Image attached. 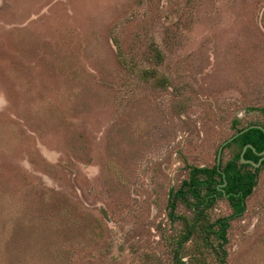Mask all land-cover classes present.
Returning <instances> with one entry per match:
<instances>
[{
    "label": "rangeland",
    "instance_id": "obj_1",
    "mask_svg": "<svg viewBox=\"0 0 264 264\" xmlns=\"http://www.w3.org/2000/svg\"><path fill=\"white\" fill-rule=\"evenodd\" d=\"M262 107L264 0H0V264H222L170 192ZM228 237L264 264V167Z\"/></svg>",
    "mask_w": 264,
    "mask_h": 264
},
{
    "label": "trees",
    "instance_id": "obj_2",
    "mask_svg": "<svg viewBox=\"0 0 264 264\" xmlns=\"http://www.w3.org/2000/svg\"><path fill=\"white\" fill-rule=\"evenodd\" d=\"M256 110L264 113V107ZM238 123L239 120L235 119L234 125ZM252 123L256 122H251L248 125ZM248 143L253 144L254 148H247L244 155L245 159L254 158L255 161H258L259 152L264 150V131L259 128H251L227 143L224 147L234 146V153L231 159L224 162L221 158V162L218 164L216 161L213 167L192 166L190 168L189 179L184 181L180 189L170 192V216L173 220H183L186 225L185 231L178 242L180 246L177 247L175 254H179L182 249L181 245L191 239L194 229L198 224L197 222L202 218L205 210L218 198L224 197L231 204L232 213L218 217L210 227L205 228V231L208 233V236L209 233H213L218 240V253L222 264H225L228 251L225 246L229 242L228 230L231 222L244 214L246 199L252 194L260 170L264 167V161L260 167H255L250 163L242 161L241 152ZM225 182L224 189H221L222 184ZM189 195L193 196V200H195L192 206L194 207V211L197 212L193 221L188 220L187 216L175 213L177 201L179 199L188 200Z\"/></svg>",
    "mask_w": 264,
    "mask_h": 264
},
{
    "label": "water",
    "instance_id": "obj_3",
    "mask_svg": "<svg viewBox=\"0 0 264 264\" xmlns=\"http://www.w3.org/2000/svg\"><path fill=\"white\" fill-rule=\"evenodd\" d=\"M251 128H259L262 129L264 131V127L262 125H250L247 127H244L243 129H241L239 132L235 133L233 136H231V138L227 139L219 148L218 151V155H217V163L219 164L221 162V158H222V151L224 149V147L227 145V143L231 142L233 139L237 138V136H239L240 134L246 132L247 130L251 129ZM247 148H254V146L252 144H247L244 146L242 152H241V159L244 163H250L256 167H259L260 164L262 163V161L264 160V150L260 153V155L262 156L259 160V162H255L253 160H249V159H245L244 155L245 152L247 150ZM226 182L224 184H222V186H225Z\"/></svg>",
    "mask_w": 264,
    "mask_h": 264
},
{
    "label": "flooded vegetation",
    "instance_id": "obj_4",
    "mask_svg": "<svg viewBox=\"0 0 264 264\" xmlns=\"http://www.w3.org/2000/svg\"><path fill=\"white\" fill-rule=\"evenodd\" d=\"M255 111H260V110H256L255 109ZM261 112V111H260ZM262 113V112H261ZM263 115H264V113H262ZM254 124H256V125H262L263 127H264V125H263V123L262 122H259V121H257L256 123H252V124H250V125H254ZM250 125H248V126H250ZM247 127V126H246ZM248 144H251V143H248ZM247 145V144H246ZM253 145V144H252ZM254 146V145H253ZM263 151V150H262ZM261 151V152H262ZM261 152H259V155H260V153ZM262 156L260 155L259 156V158H258V161H255V159L254 158H250L249 160H253V161H255V162H259V160H260V158H261ZM264 161V160H263ZM263 161H262V163H263ZM262 163L260 164V165H262ZM252 165V164H251ZM254 166V165H253ZM256 167V166H255ZM260 167V166H259ZM221 189H224L223 188V186H221Z\"/></svg>",
    "mask_w": 264,
    "mask_h": 264
}]
</instances>
